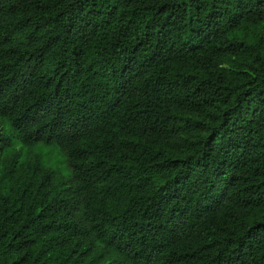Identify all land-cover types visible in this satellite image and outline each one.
Segmentation results:
<instances>
[{"label":"trees","instance_id":"obj_1","mask_svg":"<svg viewBox=\"0 0 264 264\" xmlns=\"http://www.w3.org/2000/svg\"><path fill=\"white\" fill-rule=\"evenodd\" d=\"M0 120V264H264V0H0Z\"/></svg>","mask_w":264,"mask_h":264},{"label":"rangeland","instance_id":"obj_2","mask_svg":"<svg viewBox=\"0 0 264 264\" xmlns=\"http://www.w3.org/2000/svg\"><path fill=\"white\" fill-rule=\"evenodd\" d=\"M0 137V154L3 152V156L7 154V151L14 149L20 152V160L30 155L33 158H37L44 167L51 169L57 180L69 179L71 171L67 165L65 155L55 145L36 143L31 146H24L18 142L14 132L3 120H0ZM2 138L5 140H2ZM6 142H8V146L1 145ZM5 150L6 152H4ZM3 168V164L0 162V169L2 170Z\"/></svg>","mask_w":264,"mask_h":264}]
</instances>
